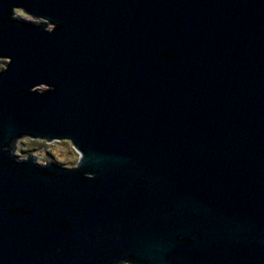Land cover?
<instances>
[{"label": "water", "instance_id": "obj_1", "mask_svg": "<svg viewBox=\"0 0 264 264\" xmlns=\"http://www.w3.org/2000/svg\"><path fill=\"white\" fill-rule=\"evenodd\" d=\"M0 58V264H264V0H0Z\"/></svg>", "mask_w": 264, "mask_h": 264}, {"label": "rangeland", "instance_id": "obj_2", "mask_svg": "<svg viewBox=\"0 0 264 264\" xmlns=\"http://www.w3.org/2000/svg\"><path fill=\"white\" fill-rule=\"evenodd\" d=\"M16 13L23 18L33 19L32 16L21 10H17ZM49 28L52 29L53 26ZM8 62V59L0 58V70L6 68ZM16 155L20 159H27L29 155H35L40 164L55 162L67 167L77 166L80 158V154L69 140L48 142L30 137L21 138L18 141Z\"/></svg>", "mask_w": 264, "mask_h": 264}, {"label": "bare ground", "instance_id": "obj_3", "mask_svg": "<svg viewBox=\"0 0 264 264\" xmlns=\"http://www.w3.org/2000/svg\"><path fill=\"white\" fill-rule=\"evenodd\" d=\"M5 59V58H4Z\"/></svg>", "mask_w": 264, "mask_h": 264}]
</instances>
